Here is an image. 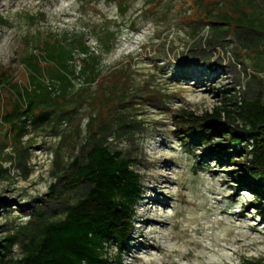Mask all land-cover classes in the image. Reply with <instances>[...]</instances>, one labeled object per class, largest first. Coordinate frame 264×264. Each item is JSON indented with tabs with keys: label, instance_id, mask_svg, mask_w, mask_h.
<instances>
[{
	"label": "rangeland",
	"instance_id": "374dc122",
	"mask_svg": "<svg viewBox=\"0 0 264 264\" xmlns=\"http://www.w3.org/2000/svg\"><path fill=\"white\" fill-rule=\"evenodd\" d=\"M235 5L254 28L264 26V0H0V73L17 88L28 85L22 56L54 34L84 33L93 71L78 73L77 59L84 56L76 55L71 84L50 89L42 103L48 120L28 118L19 138L1 120L16 93L0 89V240L16 238L5 260L20 259L26 238L62 219L85 194L83 187L66 192L65 171L87 143L104 135L112 152L135 160L141 178L129 250L119 264H170L165 250L173 246L182 251L171 257L177 264H264V213L253 207L250 183H239L231 173L236 166L205 157L199 147L185 150L173 134V115L210 111L221 100L219 90L243 94L250 85L264 102V47L237 40ZM208 12L227 14L229 24L213 28L208 23L218 21L206 18ZM215 29L227 33L208 44ZM109 34L106 51L96 37ZM164 174L174 180L164 215L178 230L196 213L198 247L171 242L165 233L150 235L152 228L141 223L149 215L146 202L162 201L157 192ZM198 203L202 208L193 207ZM108 253L116 257L113 243Z\"/></svg>",
	"mask_w": 264,
	"mask_h": 264
},
{
	"label": "trees",
	"instance_id": "16d2710c",
	"mask_svg": "<svg viewBox=\"0 0 264 264\" xmlns=\"http://www.w3.org/2000/svg\"><path fill=\"white\" fill-rule=\"evenodd\" d=\"M124 12L120 8V14ZM234 12L231 19L241 45L264 47V33L254 30L253 20L238 14L236 5ZM207 17L218 21L208 23L213 28L229 24L227 14L208 12ZM226 29H215L208 44L225 35ZM96 40L104 50L110 49V34ZM37 50L21 58L26 87L17 88L9 76L0 73V89L8 87L17 96L1 120L17 130L18 138L26 133L28 118L36 115V124L48 120L50 112L42 103L50 89L63 90L71 84L76 55L84 56L77 59L78 73H93L82 32L69 36L54 34L41 41ZM198 50L204 53L199 46ZM94 77L98 76H93V80ZM250 88L248 85L243 94L234 89L219 90L221 100L200 115L180 110L172 117L173 134L185 150L199 147L205 157L236 166L231 172L233 177L241 184L250 183L253 207L264 213V102L260 93L254 94ZM121 127L126 129L125 125ZM134 165L131 157L112 152L104 135L87 143L65 171L69 179L66 192L83 187L85 194L65 208L62 219L43 224L37 236L27 237L21 245L20 259L5 260L15 237L0 240V264H119L120 256L129 250L134 206L141 196V178ZM111 243L116 247V259L108 253Z\"/></svg>",
	"mask_w": 264,
	"mask_h": 264
},
{
	"label": "bare ground",
	"instance_id": "6f19581e",
	"mask_svg": "<svg viewBox=\"0 0 264 264\" xmlns=\"http://www.w3.org/2000/svg\"><path fill=\"white\" fill-rule=\"evenodd\" d=\"M175 157L173 156V159H174ZM165 175V174H164ZM164 175H162V177H163V179H165L166 181H162L163 183L162 184H165L164 186H162V188H161V190L159 191V192H157V195L158 196H161V199H162V201H159V199H151L150 200V202H146L147 204H148V206H146L145 208L147 209L146 211L147 212H149V215H147L146 217H143V219L141 220V223H143V224H146V225H148V226H150L152 229H150L149 230V234L151 235V234H155V235H160L161 233H165V235H166V237L169 239V241H171V242H182L183 244L185 243L186 245H192V246H197L198 247V242H197V240L195 239V234H197V232H198V227H197V225H195V223H196V221L198 220V218H199V216L198 215H196V213H189L190 215H189V217H188V219L187 220H185V222L187 223L188 222V225L187 226H185V225H183L182 223H180L181 224V226H180V228L178 229V230H176L175 229V227H177L178 228V224L177 225H175L174 223L172 224V221L169 223V221H170V219H168L167 217H166V215H164V208H165V206H166V200L167 199H170V194H168V191H169V187H168V185H170V184H173L174 183V180H172V179H170V178H168V179H166L167 177H166V175L164 176ZM153 186H155L154 184H153ZM160 192H163V194L164 193H167V195H161L160 194ZM163 196V197H162ZM165 197V198H164ZM167 197V198H166ZM145 205V204H144ZM157 206H159V209H157ZM202 206H203V203H198V204H194L193 205V207L194 208H202ZM193 208V209H194ZM173 211V210H172ZM182 213V212H181ZM207 214V212H205L204 214L202 213L201 215H200V217L201 216H205ZM180 215V214H179ZM173 217V216H172ZM171 217V218H172ZM207 217V216H206ZM170 218V217H169ZM165 219V220H164ZM175 219V218H174ZM201 219H204V218H201ZM200 221V220H199ZM168 224V225H167ZM190 224H194L195 226L194 227H192L191 229H190V232L192 233L191 235H188V232H189V225ZM166 225L167 226H169L170 227V229L172 228V231H173V229H175L177 232H175V233H172L171 231L169 232V229H167V227H166ZM207 226V225H206ZM161 228L162 230H160V231H162V232H160L159 230H157V228ZM191 227V226H190ZM156 228V229H155ZM201 229V228H200ZM174 232V231H173ZM189 232V233H190ZM199 234V233H198ZM154 235V236H155ZM164 236V235H163ZM168 241V240H167ZM184 244V245H185ZM174 245V244H173ZM182 245V244H181ZM151 247L152 248H155V249H158L159 251H161L160 253H162L163 252V249H161V247L158 245V244H156V243H152L151 244ZM174 247V246H173ZM171 248L170 250H168V252H166V250H165V255H167V257H168V259H169V261H170V264H177L176 262H174L172 259H171V257H172V255L173 254H175L176 256H182V254H181V252L179 251V249L177 250V249H175V248ZM203 250H207L208 249V247H201ZM210 251V250H209ZM167 253V254H166ZM164 255V254H163ZM185 256V255H184ZM186 256H188V254L186 255ZM184 259V258H183Z\"/></svg>",
	"mask_w": 264,
	"mask_h": 264
},
{
	"label": "crops",
	"instance_id": "0c3cea01",
	"mask_svg": "<svg viewBox=\"0 0 264 264\" xmlns=\"http://www.w3.org/2000/svg\"><path fill=\"white\" fill-rule=\"evenodd\" d=\"M259 27V26H256ZM255 31H262V33H264V26H261L260 28H254Z\"/></svg>",
	"mask_w": 264,
	"mask_h": 264
}]
</instances>
